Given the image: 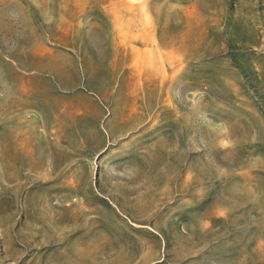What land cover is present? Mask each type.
<instances>
[{"label": "rangeland", "instance_id": "1", "mask_svg": "<svg viewBox=\"0 0 264 264\" xmlns=\"http://www.w3.org/2000/svg\"><path fill=\"white\" fill-rule=\"evenodd\" d=\"M0 264H264V0H0Z\"/></svg>", "mask_w": 264, "mask_h": 264}]
</instances>
